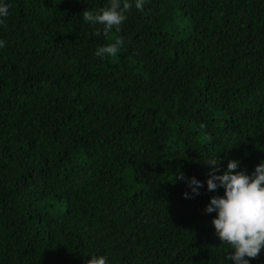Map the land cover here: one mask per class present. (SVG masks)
Listing matches in <instances>:
<instances>
[{"label":"trees","instance_id":"1","mask_svg":"<svg viewBox=\"0 0 264 264\" xmlns=\"http://www.w3.org/2000/svg\"><path fill=\"white\" fill-rule=\"evenodd\" d=\"M5 2L0 264H224L223 189L176 177L264 159V0H147L107 34L82 13L108 0Z\"/></svg>","mask_w":264,"mask_h":264},{"label":"clouds","instance_id":"2","mask_svg":"<svg viewBox=\"0 0 264 264\" xmlns=\"http://www.w3.org/2000/svg\"><path fill=\"white\" fill-rule=\"evenodd\" d=\"M147 0H108L106 6L82 13L84 22L89 25H102L103 32L120 31V25L127 19L126 13L133 6L143 10ZM10 5L0 0V24L9 15ZM5 41L0 39V48ZM125 45L123 38L100 45L94 56L100 59L114 57ZM221 160L210 156L204 160L208 175L203 182L195 177L185 178L183 174L177 179H186L191 194L198 195L199 189L206 185L208 191L223 189V195L209 197L205 205L206 213H215L211 220L214 234L221 243L227 244L230 251L224 257V264H250L264 249V159L254 166L251 173L240 170V162L229 159L223 171ZM191 198L189 192L182 194ZM86 264H109L106 255H91Z\"/></svg>","mask_w":264,"mask_h":264}]
</instances>
